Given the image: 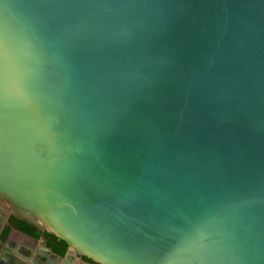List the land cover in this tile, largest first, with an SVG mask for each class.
I'll list each match as a JSON object with an SVG mask.
<instances>
[{"label":"water","instance_id":"95a60500","mask_svg":"<svg viewBox=\"0 0 264 264\" xmlns=\"http://www.w3.org/2000/svg\"><path fill=\"white\" fill-rule=\"evenodd\" d=\"M0 194L101 264H264V0H0Z\"/></svg>","mask_w":264,"mask_h":264},{"label":"flooded vegetation","instance_id":"af4514ba","mask_svg":"<svg viewBox=\"0 0 264 264\" xmlns=\"http://www.w3.org/2000/svg\"><path fill=\"white\" fill-rule=\"evenodd\" d=\"M0 199V209L8 213V215L2 213L4 217H8V222L0 226V264H101L73 247L69 250V244L64 254L57 252L48 244L44 234L35 237L15 226H10L9 233L4 236L5 227L9 224L10 216L15 212L16 207L1 194ZM14 228L28 234L33 242L17 236L12 231L21 232Z\"/></svg>","mask_w":264,"mask_h":264},{"label":"trees","instance_id":"16d2710c","mask_svg":"<svg viewBox=\"0 0 264 264\" xmlns=\"http://www.w3.org/2000/svg\"><path fill=\"white\" fill-rule=\"evenodd\" d=\"M10 226H15L35 237L44 234L47 238L48 244L52 246L53 249L61 254H64L66 252L68 243L64 239L60 238L54 232L43 227L41 224L33 221L30 217L23 214L17 207L15 208V212L10 216L9 224L5 227L4 236H7V234L9 233Z\"/></svg>","mask_w":264,"mask_h":264},{"label":"crops","instance_id":"0c3cea01","mask_svg":"<svg viewBox=\"0 0 264 264\" xmlns=\"http://www.w3.org/2000/svg\"><path fill=\"white\" fill-rule=\"evenodd\" d=\"M12 232L15 233L17 236L21 237L25 241H31V242H33V239L31 237L27 236V235H24L22 233H19L17 231H14V230Z\"/></svg>","mask_w":264,"mask_h":264}]
</instances>
